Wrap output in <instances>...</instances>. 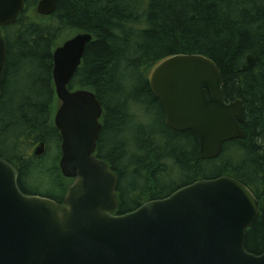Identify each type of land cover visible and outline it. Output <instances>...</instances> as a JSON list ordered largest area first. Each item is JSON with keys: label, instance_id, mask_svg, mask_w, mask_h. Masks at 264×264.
<instances>
[{"label": "trees", "instance_id": "16d2710c", "mask_svg": "<svg viewBox=\"0 0 264 264\" xmlns=\"http://www.w3.org/2000/svg\"><path fill=\"white\" fill-rule=\"evenodd\" d=\"M38 1L25 0L17 21L0 28L6 47L0 157L17 169L21 191L60 204L72 183L58 167L61 139L53 122L57 98L52 52L71 36L87 33L92 39L68 89L93 92L103 109L97 154L118 177L117 214L198 180L229 176L258 201L260 214L246 230L245 249L263 254L264 0H57L48 17L36 14ZM190 54L217 66L225 102L239 99L243 104L245 138L225 143L214 160L199 159L193 133L166 126L149 86L155 64ZM249 54L255 58L253 67L245 61ZM135 105L145 108V116L154 115V125L141 122L131 110ZM39 143L58 151L52 164L49 156H31ZM208 168L215 174L205 175ZM172 172L181 182L168 188L165 181ZM39 174L38 181L50 185L51 191L30 187Z\"/></svg>", "mask_w": 264, "mask_h": 264}, {"label": "water", "instance_id": "95a60500", "mask_svg": "<svg viewBox=\"0 0 264 264\" xmlns=\"http://www.w3.org/2000/svg\"><path fill=\"white\" fill-rule=\"evenodd\" d=\"M56 3L39 0L36 14L52 15ZM24 6L25 0H0V28L14 24ZM91 39L77 33L52 52L58 166L73 179L62 203L23 193L17 169L0 157V264H264V253L245 249L246 230L260 214L258 201L232 177L198 180L117 214L118 177L95 156L103 109L93 92L68 89ZM5 61L0 34V99ZM245 61L255 65L251 54ZM148 79L166 126L193 133L200 160L217 159L225 143L245 138L243 104L225 102L221 73L208 58L167 57ZM44 152L39 143L31 156Z\"/></svg>", "mask_w": 264, "mask_h": 264}, {"label": "rangeland", "instance_id": "374dc122", "mask_svg": "<svg viewBox=\"0 0 264 264\" xmlns=\"http://www.w3.org/2000/svg\"><path fill=\"white\" fill-rule=\"evenodd\" d=\"M130 90H128V91H126V93L127 92H129ZM58 104V103H57ZM137 109L140 111V113H141V115H139L138 113H137ZM131 110H132V112L133 113H136L137 114V116L139 117V118H141L142 117V120H141V122H144V123H147V124H151V125H154V123H153V119H154V115L153 114H151V115H148V116H145L143 113H142V111L143 112H145V108L144 107H137L136 105L135 106H133L132 108H131ZM142 110V111H141ZM153 113H154V111H153ZM52 149H53V146L52 145H50V146H47L46 147V152L41 156L42 158H44V157H48V160H50L51 161V164L53 163V158L54 157H56L57 155H58V151L56 150V149H54V151H52ZM192 151V148L190 149V152ZM52 155V156H51ZM40 157V158H41ZM40 158H38V159H40ZM41 158V159H42ZM173 171V170H172ZM215 174V170H213V169H207L206 171H205V175H207V176H211V175H214ZM42 175H37V177L38 178H36V180H34V181H32L31 183H30V185H28V187L30 186V187H32L33 189H37V190H39V191H42V192H45V191H51L52 190V187L50 186V185H46L45 184V182H42V181H38L39 179H40V177H41ZM181 182V179L179 178V176L175 173V172H172V174H171V177L168 179V180H166L165 181V185H166V187H168V188H171L172 186H171V184H178V183H180ZM30 189V188H29Z\"/></svg>", "mask_w": 264, "mask_h": 264}, {"label": "flooded vegetation", "instance_id": "af4514ba", "mask_svg": "<svg viewBox=\"0 0 264 264\" xmlns=\"http://www.w3.org/2000/svg\"><path fill=\"white\" fill-rule=\"evenodd\" d=\"M100 123H101V125L103 126V124H102V118L100 119ZM100 133H101V132H100ZM99 135H100V134H99ZM98 141H99V140H97V149H98V145H99V144H98ZM97 149H96L95 156H96L97 158H99V157H98V154H97V153H98ZM62 200H63V199H62ZM61 203H62V201H61Z\"/></svg>", "mask_w": 264, "mask_h": 264}]
</instances>
